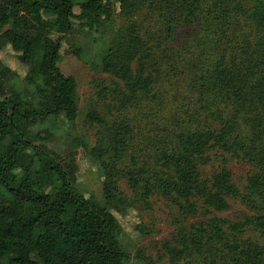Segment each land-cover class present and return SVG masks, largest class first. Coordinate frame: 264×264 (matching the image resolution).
Listing matches in <instances>:
<instances>
[{"label": "trees", "instance_id": "obj_1", "mask_svg": "<svg viewBox=\"0 0 264 264\" xmlns=\"http://www.w3.org/2000/svg\"><path fill=\"white\" fill-rule=\"evenodd\" d=\"M142 1L152 3L164 19L176 22L185 17L177 11L183 8L187 14L201 11L215 16L230 6V0ZM136 4L134 0H0V51L10 47L17 53L18 60L29 67L24 80L34 90L32 99L20 92L0 96V264H124L129 254L121 246L120 226L110 210L118 208V179L124 171L146 195L156 189L177 204L185 220L199 213L198 203L209 213L225 211L233 196H244L246 202L256 197L261 203L260 212L242 219L213 215L183 223L174 240L164 245L166 264H190L186 257L193 254L202 256L204 264H264V243L246 234L253 229L264 236V70L242 83L237 69L235 73L221 65L204 69L200 62L210 64L208 55L198 61L194 57L189 65L196 59L195 67L200 68L186 69L184 61L178 66V57L167 49L169 36L145 26L136 15ZM254 15L262 23L259 47L264 57V0H259ZM115 17L124 19L121 26L114 25ZM204 20L200 17L192 29L196 36L202 35ZM74 21L89 30L108 25L102 38L111 35L110 41L98 67L121 82L113 94L126 105L123 109L155 98L161 81L156 68L162 62L167 75L162 80L172 82L189 73L186 92L199 91L200 101L202 92L224 93L223 110L216 112L214 106L221 103L211 99L212 104L205 103L209 112L203 114V121L185 122L171 116V124L154 134L160 137H155L150 169L138 165L135 155L122 167L132 129L127 115L114 118L102 143L92 148L105 172V204L75 187V163L62 161L48 146L49 131L33 128L50 117L69 124L77 117L76 79L58 66L65 35L73 32ZM72 48L80 53L79 47ZM0 72H9L1 61ZM91 114L100 119L95 111ZM211 121L221 123L212 127ZM214 150L245 151L256 161L245 193L223 157L222 165L202 178V167L213 160ZM209 244L222 248L209 254ZM144 260L155 264L151 258Z\"/></svg>", "mask_w": 264, "mask_h": 264}, {"label": "rangeland", "instance_id": "obj_2", "mask_svg": "<svg viewBox=\"0 0 264 264\" xmlns=\"http://www.w3.org/2000/svg\"><path fill=\"white\" fill-rule=\"evenodd\" d=\"M134 1L137 3L138 19L142 20L145 26L153 27L152 30L161 36H169L170 43L167 49H171L178 57V66L184 61L183 66L188 64L186 69L200 68L195 67L196 59L202 60L208 55L210 64L205 60L200 62L204 69L212 68L214 65L227 66L234 73L237 69L242 83L251 75L256 79L264 70V57L259 47L262 23L254 15L259 0H230L229 10L224 9L215 16L201 11L198 12V16L194 15V12L187 14L183 8L177 11L187 18L182 17L177 22L167 16L165 19L160 16L159 10L153 7L152 3ZM157 15L160 16L159 19H156ZM200 17L205 18L199 30L202 35L196 36L192 29ZM115 19L114 25L121 26L124 19L119 17ZM106 31L108 32L107 24L100 30H89L80 22L74 21L73 32L65 35L63 55L58 61V66L63 71L71 73L76 79L75 94L79 108L77 117L71 124L61 118L50 117L33 127L35 131L46 129L51 133L48 146L56 151L62 161L74 162L77 167L75 187L85 196H94L101 204H105L103 196L105 172L101 159L92 154V148L102 143L106 135V127L114 118L127 115L131 120L127 119L132 129V140L125 151L122 167H127L126 163L130 162L132 155H135L138 165L150 169L151 154L155 142L158 141L155 137H158L157 139L160 137L154 134L171 124L172 117L185 122L190 119L203 121V114L209 112L205 109L207 106L205 103L212 104L210 101L213 99L221 103L214 106L216 112H221L225 107L222 102L224 93L202 92L204 95L202 101L199 100V91L188 94L185 80L189 73L180 74L178 80L175 77L172 82L163 81L162 76L166 78L167 75L166 65L162 62L160 67L156 68L158 69L156 74L161 75L159 78L161 81L155 98L146 103L139 100L136 104L133 103L130 109L127 107L123 109L126 105H121L113 94V90L120 86L121 82L98 67L101 54L110 41L111 35L102 38V34ZM186 32L189 34L188 38H185ZM195 37H198L197 42H200V47L195 46L194 43H197ZM72 46L79 47L80 53L76 54ZM194 57H197L194 65L189 66ZM0 61L9 67L7 74L3 75L0 72V96L5 97L20 92L25 99H32L34 90L24 80L29 67L18 60L17 53L10 47L0 51ZM193 74H190V80L194 84ZM111 107L113 109H110ZM93 111L100 116V119L93 117L91 114ZM239 121H242V118H239ZM211 122L212 127H219L221 123ZM211 156L213 160L202 167V178H208L212 171L222 165L224 158L232 170L234 182L239 186L241 193H245L248 175L255 168L256 161L248 158L245 151L214 150ZM118 189L120 191L118 208L112 207L110 210L120 226L118 239L121 246L129 254L124 264H146L145 258H151L155 264H166L169 257L164 245L174 240L178 227L183 223L200 222L213 215L230 220L242 219L257 214L261 207L256 197L246 202L243 200L244 196H233L228 199L229 207L225 211L209 213L201 203H198L199 213L195 216H187L185 220L177 204L156 189L146 195L132 185L126 171L118 179ZM0 193L3 191L0 190ZM246 234L264 243V236L258 230L250 229ZM220 247L218 244H209L206 246L208 248L206 253L211 254L213 251L217 253ZM201 257L193 254L191 257H186V261L190 264H204Z\"/></svg>", "mask_w": 264, "mask_h": 264}]
</instances>
